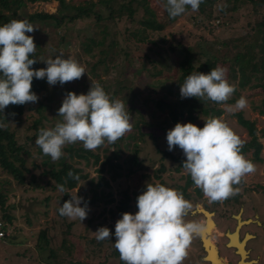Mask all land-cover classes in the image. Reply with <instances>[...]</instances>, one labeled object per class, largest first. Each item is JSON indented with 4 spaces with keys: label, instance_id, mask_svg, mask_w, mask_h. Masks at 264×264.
Wrapping results in <instances>:
<instances>
[{
    "label": "rangeland",
    "instance_id": "obj_1",
    "mask_svg": "<svg viewBox=\"0 0 264 264\" xmlns=\"http://www.w3.org/2000/svg\"><path fill=\"white\" fill-rule=\"evenodd\" d=\"M85 1L67 0L68 3L72 4L85 3ZM137 2V0H133L135 7H137ZM26 3L25 8L21 11L22 16L41 11L50 13L59 12L60 9L58 0H37L35 2L27 1ZM150 3L157 12L158 18L163 21L166 18L163 10V0H150ZM98 8L102 14H108L106 8L100 5ZM248 11V8L245 7L236 12L239 19L238 22H235L238 31H241V27L243 28L251 18L246 17ZM197 14L198 12L193 11L191 8L186 9L174 22L168 24L163 31L143 30L140 27V22L136 21L134 23L136 27L140 28L141 37L158 41L174 55V67L164 70L163 74L158 75L157 78H152L147 69L143 68H148L149 64H143L140 61L139 55L142 54V49L132 43V48L128 46L129 44L124 45L126 50L131 51L130 57H134L131 60L132 66L131 64H126L128 57L123 53L115 61L107 62L106 67L100 64L96 68L95 63L100 58V48L95 47L93 49L94 54L96 53L95 56L87 55L82 48V41L86 35L103 37V29L107 24V31L112 34L116 29L106 19L97 20L92 15L90 18H83L61 27L56 26L54 21L51 20H36L32 22L33 26L37 29L32 33H26V35L34 37V43L37 46L35 51L39 53L38 59L41 68L46 67V64L40 61L42 58L46 59L50 55L54 56L55 54L62 53L65 58L72 57L77 60L85 68L86 73L79 80L65 83L62 86L59 83L51 86L47 91L39 95L38 102L33 104L34 108L25 112L21 123H16L13 120L10 121L9 124L17 132L20 142H24L26 137H32L35 133L38 134L40 128L54 127L57 120L61 119L57 117V110L61 107L62 100L67 92L72 91L77 95L81 93L87 94L91 81L99 83L102 86L97 75L99 74L101 78L108 81L107 86L110 87V97L113 86L116 87L121 79V85L127 86L128 89L115 96L114 99L124 97L128 100V105H130L131 99L134 98L137 103L136 105L141 111L133 118H130L131 128L125 133V135H129L136 132V138L134 136H124L121 142L123 151L118 161L123 163L125 173L128 171L127 167L132 165L131 158L136 148V142H138L141 149L139 152V164L132 166L134 171L118 177L116 180H111V187L106 188V191H110L115 200L109 203L106 200H101L97 203L88 204L89 211L87 218L81 223L78 218L70 219L59 214L58 208L61 205L60 197L62 193L49 185V180H52L51 183H54V180L50 176L43 175V171L49 167L44 164L46 157L39 150V147L35 145V140H33L34 144L29 140L31 146L26 157L30 172L27 173L24 185L17 184L13 176L2 170L0 166V189L8 197L5 207L12 206L7 207V212L14 215L12 225L6 219H3L5 210L0 205V230L4 233V235H0V264H124L120 256L113 254L116 239L114 236L115 223L121 218L117 206L124 192L127 191L132 197L130 209L132 214H135L138 211L136 206L137 196L145 190L146 182H158L166 187L180 191L179 187L185 185L188 179V173L182 167L180 171L176 170L179 164L178 160L175 161L167 157L163 158L162 154L157 151L151 138H140L139 127L136 125V121L143 123L146 129L153 130L155 134L159 135L162 148L168 149L167 131L176 125L168 107L161 109L155 103L144 102V98L147 95L156 97L157 99L165 98L167 94L166 89L156 84V79L159 78L163 82H172L174 86L175 93L169 94L166 100L172 103L179 100L180 96L176 92L180 89L179 77L182 71L179 69L178 62L184 56L185 49L191 47L200 56L198 42L200 41L199 36L201 34L204 35L201 46L206 51L210 41L214 37H226L233 33V30L223 28L217 30L216 33H209L208 29L204 27V23L199 24L195 20ZM141 16H148V14L139 7L135 17L138 19ZM218 22L219 20L216 21V23ZM64 33L66 34L64 35ZM163 39H166V41H162ZM109 42L110 40H108ZM172 46L177 47L175 52L171 51ZM200 57L204 58L205 56L201 55ZM218 65L227 70L226 78L231 84L229 63L221 62ZM127 68H129V71L126 73ZM130 87L136 94H131ZM239 92L240 96L237 99L243 96L247 100V106L244 109H230L229 106L235 105V103L226 101L218 105V108H221L223 112L218 115V111H214L213 114L217 115L216 117L222 118L234 133L240 137L243 143L249 141L251 136L247 129L239 124L235 113L243 111L245 117L254 120L258 128L259 139L263 143V160L259 161L253 157V148H250L246 154L241 153L247 160L254 163L256 170L243 176L239 184L233 185V187L239 188L240 197L238 201L234 200V196H232L222 202L209 203L202 191L200 195L197 187L194 185L188 186L186 192L189 196L184 195V197L192 203L193 207L185 219L189 222L204 223L205 217L201 212H192L198 204L207 207L208 210L215 213L214 219L216 220L217 227L214 230L213 237L222 251V258H227L229 264H237L239 256L232 247L227 246L228 241L225 232H230L235 228L236 221H238L236 215L239 213H241L242 220L254 219L255 222L244 223L242 225L241 234L243 235L245 232L253 234V237L249 239L247 244V248L250 250V259L255 258L258 260L254 264H264V136L260 132L264 128V113L260 110L263 107L264 92L260 87L254 88L252 83L244 88H239ZM39 102L46 104V107L43 109V116L37 110L40 106ZM209 116L202 110H197L193 113L192 117H189L188 111L185 110L184 115L179 118V123L191 122L203 128V119ZM37 119L41 123L35 127L34 124ZM80 144L81 142H77L72 145L78 146ZM70 145H65L63 148L66 158L69 156L67 147ZM114 148L113 144L105 142L100 148L95 149L96 152L101 154L100 162L105 159L106 154H111ZM173 152H180L186 160L183 150L178 146L174 147ZM68 160L83 167L86 172L90 173V176H96L99 173V167H101L100 163L97 165L93 164L94 157H91L88 162L77 156H69ZM118 161L114 160V162ZM104 173L107 178H111L110 172ZM32 174L36 176L34 183H31ZM71 193L73 195L77 193L84 200L93 195L90 191V185L86 180H81ZM81 206H83V203ZM28 221H31V224ZM102 226L108 227L112 235L109 240H104L100 244L96 240L94 232ZM43 229H48L49 242L41 237L40 233ZM5 235H10V237L5 238ZM187 253L182 264H205V261L201 258L205 255V250L199 235H194Z\"/></svg>",
    "mask_w": 264,
    "mask_h": 264
},
{
    "label": "clouds",
    "instance_id": "obj_2",
    "mask_svg": "<svg viewBox=\"0 0 264 264\" xmlns=\"http://www.w3.org/2000/svg\"><path fill=\"white\" fill-rule=\"evenodd\" d=\"M203 2L166 0L165 10L174 19L188 6L198 10ZM36 29L26 19H12L0 26V112L9 105L38 102L39 97L32 91L34 77L46 78L51 87L79 80L86 73L77 60L65 58L62 53L42 58L40 61L46 67L33 69L37 60L30 57L37 46L34 37L26 33ZM226 71L219 65L208 73L192 71L180 84L181 99L228 101L235 87L228 82ZM246 106L247 100L241 96L229 108L242 110ZM128 110L123 101L111 98L99 83L91 81L87 94L77 95L72 91L65 94L57 110V117L61 119L54 127L40 128L35 145L55 162L64 155L63 148L68 144L81 142L86 150H95L105 142L113 144L131 128ZM203 120V128L191 122H177L167 131L168 151L176 146L182 149L186 157L182 168L190 174L194 186L202 190L209 203L222 202L238 194L239 188L233 185L256 168L241 154L243 142L222 118L209 116ZM4 121H7L5 117L0 120V129L7 127ZM68 176L79 180L71 171ZM56 187L61 193L68 191L64 184ZM70 197L58 212L63 217L78 218L82 223L88 215V203L77 193ZM136 206L135 214L124 212L115 223L114 248L121 261L124 264H182L194 235H200L205 228L202 223L186 221L192 203L176 189L146 182L145 190L137 196ZM94 234L98 242L109 240L112 235L104 226Z\"/></svg>",
    "mask_w": 264,
    "mask_h": 264
},
{
    "label": "trees",
    "instance_id": "obj_3",
    "mask_svg": "<svg viewBox=\"0 0 264 264\" xmlns=\"http://www.w3.org/2000/svg\"><path fill=\"white\" fill-rule=\"evenodd\" d=\"M27 1L35 2L37 0H0V26L12 19H26L30 23L36 20H51L54 21L56 26L61 27L62 25L73 23L83 18H90L94 15L97 20L106 19L109 24H112L114 26L113 28L116 29L112 34H110L107 31V24L103 29V37L99 38L94 35H86L83 39L82 48L87 55L95 56L96 53L94 54L93 49L95 47L100 48V58L95 63L96 68L100 64L105 66L108 64L107 62L115 61L116 58L121 56L123 53L126 57H128L126 64H131L132 66L131 60L134 57H130L131 51L126 50L124 46L125 44H129L128 46L132 48L131 43L142 49V54L139 55V59L143 62V64H149L148 68H143L147 69L152 78H157L158 75L163 74L164 70L172 69L175 65L174 55H172V53H170L158 41L141 37L140 28L134 25V23L138 21L140 22V27L143 30H165L168 24L174 22L178 18L176 17L173 19L169 17L167 11L165 10L166 0H163V10L166 15V18H164L163 21L158 18V14L154 10L150 0H137V7L133 5V0H86L85 3L79 4L68 3L67 0H58L60 3L59 12L50 13L41 11L22 16L21 11L25 8ZM99 5L107 9V15L101 13L98 8ZM139 7L142 8L148 16H141V18L137 19L135 14ZM245 7L249 10L246 17L251 18L247 21V24L243 28L241 27V31H238L237 25L235 24V22L239 21L236 12ZM189 8L190 6L186 9ZM196 11L198 14L195 20L199 24L204 23V27L208 29L207 31L209 33H216L217 30L222 28L226 30H233V33L226 37H214L212 41H210L206 51H204V48L201 46V42L204 39V35L201 34L199 36L200 41L198 42L200 46L199 54L200 56L204 55L205 57L202 58L198 56L191 47L185 49L184 56L178 62L179 69L182 71V74L179 77V83L182 84L185 78L192 71L208 73L219 63L227 62L229 63L230 82H232L231 85L235 87V91L229 98L228 102L235 103L237 98L240 96L239 88H244L251 83L254 88L260 87L264 92V0H204V2L200 4L199 9ZM218 20L219 22L216 23ZM65 34L66 33H64V35ZM109 34L111 35V38ZM108 40H110L109 43ZM162 41H166V39H163ZM176 50V46L171 47L172 52H175ZM38 54L39 53L35 51V53L30 57L37 60V62L32 65L33 69L41 68ZM128 71L129 68H127L126 73ZM97 75L103 89L107 94H109L110 87L107 86L108 81L101 78L99 74ZM121 82L122 80L120 79V82L116 85V87L113 86L111 98L114 99L115 96L123 93L125 89H128L127 86L121 85ZM156 84L166 89L167 94L165 98L157 99L156 97L147 95L144 98V102L155 103L161 109L168 107L172 118L176 123L179 122V118L184 115L185 110L188 111L189 117H192L193 113L197 110H202L207 115L215 117L217 115L213 114L214 111H218V115L223 112L221 108H218L220 103L213 102L211 100L200 101L194 97L184 99H181L180 97V99L174 103L167 101V96L175 93L172 82H163L158 78L156 79ZM49 88L50 86L48 85L46 78L42 80L35 79V77L33 78L32 91L35 92L38 97ZM129 89L132 90L131 87ZM131 90V94H136L133 90ZM176 94L180 96V89L177 90ZM119 100L125 103L126 110L129 109L130 118H133L137 113L141 112L140 108L136 105L137 103L134 98L131 99L129 103L130 105H128V100L124 97H120ZM39 104L40 106L37 110L39 113L41 112V115L43 116V109L46 107V104L43 102H39ZM262 106L263 107H261L260 110L264 113V98L262 100ZM33 108V103H26L24 105H9L2 112H0V120H4V117L7 119V121H4L7 124V127L0 129V166L2 170L11 174L19 185H24L26 183L27 173L30 172V168L27 165L26 154L29 153V147L31 146L29 140L34 144L33 140L36 139L37 133H35L32 137H26L24 142H20L17 132L11 128L9 123L12 120L16 123H21L25 112ZM13 113L14 115H12ZM235 115L239 124L246 128L251 136L249 141L243 143L241 153L246 154L250 148H253V157L259 161L263 160V143L259 139L256 122L245 117L243 111H238ZM35 122V127H37V124L41 123L38 119ZM136 125L139 127L138 131L140 138H151L157 148V151L162 154L163 158L167 157L172 160L179 161L176 170L180 171L183 166V161L185 160L181 153H174L173 151H168V149H163L159 141V135L155 134L153 130L146 129L141 122L139 123L136 121ZM260 132L262 136H264V128L261 129ZM136 134V132H133L124 136H134V138H136ZM124 136L113 143L115 148L111 154H106V157L102 162H100L101 154L99 152H96L95 150H86L82 143L78 146H73L71 144L67 147L69 156L71 157L77 156L87 160V162L91 159V157H94L93 164L97 165L100 163L101 166L99 167V173L96 176H90V173L86 172L83 167H80L74 162H70V160H68L69 156L66 158V156L63 155L58 161L53 162L50 159V156L44 155L46 157L44 164L49 167L43 171V175L50 176L54 180V183H51L52 180H49V185L57 189L56 186L58 184H64L68 190L67 192L62 193V196L60 197L61 205L64 201L71 198L70 195H73L71 193L72 190L81 180L88 181L90 191L93 194L92 197L85 198L84 201L88 204L97 203L101 200H106V202L109 203L115 200L112 193L110 191H106V188L111 187V180H116L118 177L132 173L134 171L132 166L139 164V152L141 148L138 145V142L135 143L136 148L131 158L132 165L127 167L128 171L126 173L123 163L118 161V158H120V154L123 151L121 142ZM39 150L41 151L40 148ZM115 159L118 162H114ZM69 171L78 176L79 180L77 181L69 177ZM107 171L111 173V178L106 177L104 172ZM35 179L36 176L32 174L31 183H34L36 181ZM190 185H194V183L190 174H188L186 184L179 187L180 192L187 197L189 194L186 190ZM197 190L201 195L202 190L199 188H197ZM239 197L240 193L238 192V194L234 195V200L238 201ZM7 199V194L0 189V205L5 210L3 213V219H6L13 225L14 215L7 212V207L10 205L5 207ZM131 200L132 197L127 191H125L120 203L117 206L120 215L124 212L132 213L130 209ZM28 223L31 224V221H28ZM40 234L44 240H47L48 242L50 241L48 237V229H43ZM7 237H10V235H5V238ZM103 242L104 241H99L100 244ZM113 254L120 256L116 249L113 251Z\"/></svg>",
    "mask_w": 264,
    "mask_h": 264
},
{
    "label": "water",
    "instance_id": "obj_4",
    "mask_svg": "<svg viewBox=\"0 0 264 264\" xmlns=\"http://www.w3.org/2000/svg\"><path fill=\"white\" fill-rule=\"evenodd\" d=\"M192 212H193V213L201 212V213L204 215V217H205V221H204V223H203V225L205 226V229H204V231L199 235V237H200V239H201L202 246H203V248H204V250H205V252H206V255L204 256V260L210 262V264H214V263H213L214 260H212V259H207V258L209 257V255L211 254V251H210L209 248H208V244H207V242H208V240H209V238H210L208 225H213L212 223H214V225H216V227H217V223H216V221H215V219H214V214H215V213H214L213 211H211V210H208V209L204 208L201 204H198L197 207H196V209H195V210H192ZM240 216H241V213H239V214L236 215V217H237V219H238V224H237L235 230H234V231H230V232H229V231L226 232V236H227V238H228L227 246H228V247H232V248H234V249L236 250V253H237V254L240 256V258H241L238 264H241V262L243 261V259H246V258L244 257V255H245L244 252H247V253H248V250L246 249V243H247V240L249 239V236H250V235H249V234H246V235L243 237L242 240L240 239V242H239L238 245H232V242H233V235H235L236 233H240V229H241V227H242V225H243L244 223H250V222L252 221V219H249V220H242ZM212 246H213L214 248L216 247V250H217V251H216V252H217V256H218V257H222L221 254H220V250H219V247H218L217 243H216V244H212ZM241 248L244 249V252H243V251H240ZM248 257H249V255H247V258H248ZM250 263H251V261H244L243 264H250ZM216 264H217V263H216Z\"/></svg>",
    "mask_w": 264,
    "mask_h": 264
},
{
    "label": "bare ground",
    "instance_id": "obj_5",
    "mask_svg": "<svg viewBox=\"0 0 264 264\" xmlns=\"http://www.w3.org/2000/svg\"><path fill=\"white\" fill-rule=\"evenodd\" d=\"M241 217V216H240ZM213 225H208V228H209V234H210V238H209V240H208V242H207V244H208V248H209V250L211 251V254L209 255V257L207 258V259H212V260H214V264H224V262H223V259H222V257H218L217 256V250H216V247L214 248L213 246H212V244H216V242H215V240H214V237H213V234H214V230L216 229V225H214V223H212ZM205 229V228H204ZM238 236H239V233H236L235 235H233V242H232V245H238L239 244V242H238V240H239V238H238ZM240 251H243L244 252V249H242L241 248V250ZM244 254H246V252H244ZM246 255H244V257H245ZM243 261H244V259H243ZM242 261V262H243Z\"/></svg>",
    "mask_w": 264,
    "mask_h": 264
},
{
    "label": "flooded vegetation",
    "instance_id": "obj_6",
    "mask_svg": "<svg viewBox=\"0 0 264 264\" xmlns=\"http://www.w3.org/2000/svg\"><path fill=\"white\" fill-rule=\"evenodd\" d=\"M249 218V217H248ZM204 220H205V218H204ZM251 222H255V220L254 219H252V221ZM250 222V223H251ZM237 224H238V221H236V226H237ZM236 226H235V228H236ZM235 228L232 230V231H234L235 230ZM242 228V227H241ZM216 230V229H215ZM241 230L242 229H240V233H239V236H238V238H239V240H238V242L240 241V239L242 240L243 239V237L246 235V234H249L250 236H249V239L250 238H252L253 237V234H251L250 232H245L243 235L241 234ZM227 232V231H226ZM226 232H225V235H226ZM227 237V236H226ZM249 239L247 240V243H246V249L248 250V253L246 252V256H245V258L246 259H244V261H251V263L250 264H254V263H257L258 262V260L257 259H255V258H253V259H250V250L247 248V244H248V241H249ZM227 241H228V238H227ZM219 247V246H218ZM234 249V248H233ZM219 250H220V254L222 255V251H221V249L219 248ZM234 251H236L235 249H234ZM206 254V253H205ZM247 255H249V257L247 258ZM239 256V255H238ZM203 257L204 256H202L201 258L203 259ZM226 258V257H225ZM223 259V262H224V264H229V262H228V259L226 258V259H224V258H222ZM240 256H239V260H238V263H239V261H240ZM204 260V259H203ZM244 261L243 262H241V264H243L244 263ZM237 263V264H238ZM205 264H210V262H208V261H205Z\"/></svg>",
    "mask_w": 264,
    "mask_h": 264
},
{
    "label": "built area",
    "instance_id": "obj_7",
    "mask_svg": "<svg viewBox=\"0 0 264 264\" xmlns=\"http://www.w3.org/2000/svg\"><path fill=\"white\" fill-rule=\"evenodd\" d=\"M0 235H4V233L2 232V230H0Z\"/></svg>",
    "mask_w": 264,
    "mask_h": 264
}]
</instances>
